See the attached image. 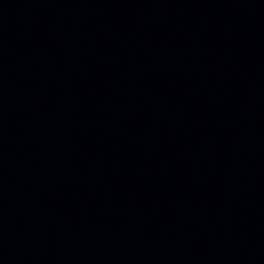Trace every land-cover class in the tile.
Segmentation results:
<instances>
[{
	"label": "water",
	"instance_id": "1",
	"mask_svg": "<svg viewBox=\"0 0 264 264\" xmlns=\"http://www.w3.org/2000/svg\"><path fill=\"white\" fill-rule=\"evenodd\" d=\"M0 264H264V0H0Z\"/></svg>",
	"mask_w": 264,
	"mask_h": 264
}]
</instances>
